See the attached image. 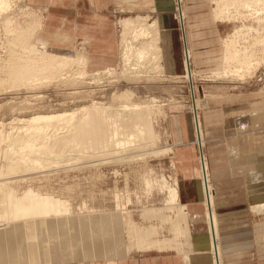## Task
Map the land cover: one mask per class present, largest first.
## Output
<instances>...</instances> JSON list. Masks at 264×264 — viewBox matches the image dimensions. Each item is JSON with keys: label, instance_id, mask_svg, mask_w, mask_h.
<instances>
[{"label": "rangeland", "instance_id": "rangeland-1", "mask_svg": "<svg viewBox=\"0 0 264 264\" xmlns=\"http://www.w3.org/2000/svg\"><path fill=\"white\" fill-rule=\"evenodd\" d=\"M48 1L8 0L9 9H0V150L2 151L0 172L5 170L8 164L14 165L19 156L24 157L26 164L38 163L37 168L30 170L24 168L13 174L14 176L6 177L0 173V180L10 181L6 183L19 198L32 191L65 201L67 209H63L62 213L69 212V215L76 219L75 226H78L79 218H88L86 217L88 215L97 214L99 217H107L121 212L126 223L123 236L126 244H129L131 240L127 232L128 222L146 229L156 227L158 238L150 235L148 236L150 239H173L175 234H173L174 225L172 224L178 215L175 208L186 205L190 210H196L195 206H199L203 199L201 192L200 195L193 197L182 192L189 186L195 187L200 184L201 179L198 143L195 141L190 110L192 106L191 88L193 90L194 86L196 89V99L200 105L199 115H201L204 132L203 148L209 162L211 182L216 190L218 184L214 180L215 171L220 170L224 162L225 155L224 152L221 155V152L225 149L226 138L235 137L234 135L238 133L248 139V131L238 130L241 125H239V119L244 125L246 119L242 118L248 116L247 113L251 112L255 105L264 108V46H261V44L264 45V24L257 29L259 31L256 33L252 32L249 35L242 30V34L239 32L240 35L235 34V36V31L243 29L244 25L254 24L258 27V24L254 23L250 17L248 19L237 18L238 15H235V18L228 17L221 21V17H216V12L222 0H184L183 5L187 10L185 21L196 58L193 63L195 70L193 84L183 77L184 69L182 72L167 70L164 55L163 72L153 69V65L150 64L145 65L146 67L137 73H124L125 66L122 57L124 21L137 20L141 17L145 18L147 24H150L155 20L158 21L159 11L165 9L159 10L155 7L104 8L100 9V39L89 41L76 38L71 41L59 39L48 41L53 47L59 48L62 55H67L64 56L66 58H73L78 53L83 54L84 52L87 74L81 75V65L74 63L72 66L60 69L54 76L45 74L34 76L29 81L14 82L10 72L13 60L16 58L29 60L33 68L39 69L38 63H45L47 59L42 55L44 46L38 42V38L49 40L50 36L55 34L56 27L66 18L64 9H52L47 6ZM243 1L228 0L230 11L236 12L235 14L243 12L244 9L240 5ZM235 5H240V7L236 8ZM174 7V9L165 10V14L169 16L168 26L171 29L168 46H170V51H173L172 53L181 58L183 56L181 26L175 17L176 4ZM49 28H52V31ZM162 32L163 30L160 31L161 38ZM245 33L248 35L245 36ZM233 35L235 38L231 37ZM230 40L234 42L231 44L234 46L237 44V48L241 51L244 49L247 51L251 47L250 52H245L248 54L246 57L243 51L242 55L240 54L243 57L240 62L253 60L251 73H247V69L235 61L231 65L223 61L224 52L229 46L225 41L229 43ZM91 42L92 51L96 53L93 55H90ZM24 46L28 48L24 49ZM159 46L163 51V40L159 42ZM247 46L250 47L247 48ZM238 68H243L240 75L224 72L227 69L239 70ZM108 70L111 72L105 74ZM100 72L102 73L100 78L95 77V81L93 76ZM217 72L224 75L214 76L213 73ZM153 97L158 100L157 106L151 112L155 136L158 138L155 146L143 143L123 149L124 151L121 149L106 150L101 146H93L92 149L85 151L81 145L72 144L66 147L55 145L56 140L71 137L73 131L71 126L77 123V119L70 123L54 121L48 126L42 125L37 128L27 127L25 123L26 119L38 114L63 113L67 115L69 113L70 115L72 112H78L86 107L91 108L96 104L111 106L112 114H116L117 111L120 112L119 108H122L124 103H149ZM236 111L240 114H235ZM262 112L264 113V110ZM80 113L83 112L75 116H81ZM242 113L246 115L243 116ZM177 117L183 118L181 124L186 129L184 143H179L175 135L176 125L180 123L175 122ZM32 137L37 138L38 143L23 141ZM241 138L239 141H243ZM217 148H219L218 152H216ZM262 153L264 154V151ZM225 154L229 160V155ZM217 161L222 163L219 164ZM181 175L184 177L183 184ZM194 180L195 183L192 182ZM241 180H236V183L241 185ZM171 187L179 191V205L176 207L171 202L170 189H173ZM221 191L222 194L218 193L217 196L216 190V210L218 212L230 211V205L224 207L228 202L223 199V191L226 190L221 189ZM246 194L239 188L235 194H232L235 200L231 204L235 206L229 213L234 216V224H247L248 249L240 257L229 256L227 260L240 264L241 257L244 256L249 264H260L264 262V252H260V248L264 249V213L253 211L246 201ZM150 210L155 211L153 216H148L147 213ZM199 210L205 214L203 206ZM4 213L3 210L0 212L2 215L0 218L4 217ZM219 214L221 218V215L225 213ZM243 214H246V217H242ZM190 221L189 226L193 234L207 229L205 219L201 218L195 223ZM115 224L106 225V229L112 231ZM4 228L5 225L0 222V230ZM109 235L114 236L111 232L106 234V236ZM180 240L184 242L183 238ZM72 241L71 249L63 254L60 262L64 264H107L106 259L73 260L77 258L75 251L79 249L82 241L79 233L78 236L73 235ZM193 249L195 250V246ZM177 251L166 249L160 252L155 248L151 250L133 249L127 258L136 261H143L145 258L155 261L161 255L166 254L179 255L184 258L183 252L178 251V253ZM113 260L115 261L112 264L118 261Z\"/></svg>", "mask_w": 264, "mask_h": 264}, {"label": "bare ground", "instance_id": "bare-ground-1", "mask_svg": "<svg viewBox=\"0 0 264 264\" xmlns=\"http://www.w3.org/2000/svg\"><path fill=\"white\" fill-rule=\"evenodd\" d=\"M183 1L184 0H174V4H176L175 17L178 19L181 26L184 63L183 77L194 84L195 70L193 68V63L196 58L195 52L192 49L191 36L185 21L187 18V10L183 5ZM234 3L237 5V1ZM0 4V9H9L8 0H0ZM228 4V0H225V2L222 0L218 5L219 9L218 12H216V17H221V21H224L223 19H228V17L235 18V15H238L237 18L248 19L250 17L252 21L254 20V23L258 24V27L256 25L255 27L254 24L250 26L244 25L243 29L235 31L234 35L239 34L242 30H245L249 35L252 34V32L256 33L259 31L257 29L264 24V0H244L240 2L244 10L237 14H235L236 12L233 13L230 11L231 7ZM236 5V8L240 7V5ZM161 28L159 20H155L150 24H147L145 18L141 17L137 20L131 19L124 21V49L122 50V57L125 66V74L137 73L150 64L153 65V69H157L159 72L164 71V52L159 46V42L163 40L160 33ZM246 33L245 36L248 35ZM129 34L132 35L129 36ZM240 34H242V32ZM234 35L231 37L235 38ZM23 36L21 37L23 38ZM233 38L231 39L235 41ZM232 40H230L229 43L225 41L229 46L224 52L223 61L228 65L229 63L231 65V63L235 61L240 64L241 67L246 68L247 73H249L252 65H254L252 62L253 60L248 59V62H240L243 59L240 54L242 51L243 53L250 52L251 50L249 49H251V47L247 46V48L250 47L247 51H244L245 49L241 51L237 48V44H235L236 46L233 45L234 42ZM38 42L44 46V54L42 55H44L47 60L45 63H38L40 68L35 69L29 60L16 58L13 60L10 67L14 82L29 81L34 76L38 77L45 74L54 76L58 74L60 69L72 66L74 63L81 65V75L87 74L85 69L87 63L85 62L86 56L84 52L83 54L78 53L79 55H76L77 58L74 56L75 59L74 57L66 58L64 56L67 55H62L60 53L61 51L52 47L47 40L38 38ZM261 46L264 45L261 44ZM25 48H28V46H24V49ZM246 54L247 53H245V57ZM243 68H238L239 70L233 69V71H230L232 69H227L224 72L225 74L240 75ZM110 72L111 70H108L105 74H109ZM101 74V72L97 75L95 74L93 76L94 79L95 77L100 78ZM213 75L217 76L224 74L217 72L213 73ZM241 78L244 79V77ZM190 94L192 98V106L190 109L192 113V126L194 129L195 141L198 143L197 148L201 171V176H199L201 179L199 180L200 184L190 188L188 193L189 196H195L197 194L200 195L201 192L203 199L199 206H195L196 210H190L186 205H180V208L176 207L179 205V191L171 187L173 188L170 189L171 202L178 211L176 220H174L172 224L174 225V227H172L173 234H175L173 239L167 240L164 238V240H159L157 239L158 234L156 227L153 228L152 226L146 229L143 228V226L139 227L136 224L128 222L127 232L131 240L130 243L128 242L129 244H126L123 239L126 223L124 222L121 212L117 214L114 213L113 216L107 217H99L97 214L88 215L86 216L88 218H79L78 226H75L77 224L75 222L76 219L69 215V212L62 213V210L67 207L65 201L54 199L52 198L53 196H43L39 193H33L32 191L26 196H20L22 198H19L6 183L8 180L6 182L0 180V203L2 204L0 208L5 212L3 215L4 217L0 218V222L5 225V228L0 230V264H64L60 262V260L63 258V254L68 253L71 249L73 235L78 236V233L82 241L79 244V249L75 251V255L77 256V258L73 259L75 261L79 259V261L106 259L108 260V262H106L107 264H109V262L112 264V262L115 261L113 259H126L133 249L151 250L155 248L158 249V251L160 250V252L163 250L166 251V249H175L179 252H183L184 261L188 264H225L224 253L226 251L223 248V234L220 230L221 219L215 206L216 190L211 182L209 162L203 148V125L200 117L201 115H199L200 105L196 99V89L194 86L193 90L191 88ZM157 102V98L153 97L150 99L149 103H124L122 108H119L120 112L117 111V113L115 112L116 114H112L113 111L111 112V110L113 109H111V106H98L96 104L91 108L82 107L83 109L78 112H70V115H68L69 113L67 115L63 113L38 114L30 119H26L25 123L27 127L32 126L37 128L42 125L48 126L54 121H65L70 123L72 120L74 121V119H77V123L71 126L73 129L71 137L69 139H58L55 141V145L66 147L76 144L81 145L85 151L92 149L93 146H101L102 149L105 148L106 150L121 149L124 151L123 149H129L131 146L134 147L143 143L149 146H153L157 143L156 141H158V138L155 136L153 116H151L152 109L157 106ZM262 107L255 105L251 112L247 113L248 116L263 111L264 108ZM79 112H83L82 114L80 113L81 116H75ZM237 113H239V111H236L235 114ZM85 115L87 116L85 117ZM244 115L246 114H243V116ZM248 116L242 119H246ZM23 141L32 144L38 143V139L35 137ZM111 146L113 147L111 148ZM231 150L233 155H231L230 158L233 161V159H236L238 151ZM0 155H2L1 150ZM245 157L252 158V156ZM16 159L17 162L14 165L8 164L5 170L0 172L1 175L8 177V175L18 173L24 168L30 170L38 167L37 162H34V164L24 163V157L22 156ZM242 163H244V161ZM257 173L259 172H252L249 177H244L243 185L247 191V196H250L251 200L255 198L252 201L248 200L250 207L256 213H264V174ZM201 206L204 207L205 214L203 211L199 210ZM1 209L0 212L2 211ZM154 212V210H150L147 214L148 216H153ZM201 218L205 219L207 229L193 234L189 226L190 220L195 223L201 220ZM110 223H116L112 231L106 229V225ZM110 232L114 234V236H106V234ZM150 235H155L157 238L150 239ZM181 238H183L184 242H181ZM193 246H195V250ZM260 250L262 249L260 248ZM68 261L72 263V261Z\"/></svg>", "mask_w": 264, "mask_h": 264}, {"label": "crops", "instance_id": "crops-1", "mask_svg": "<svg viewBox=\"0 0 264 264\" xmlns=\"http://www.w3.org/2000/svg\"><path fill=\"white\" fill-rule=\"evenodd\" d=\"M173 1L174 0H49L47 6L52 9H64V17L66 18H64L62 23L60 22L59 26L56 27L55 34L51 35L49 40L47 41H50L52 39L71 41L76 38L95 41L100 39V9H114L115 7H130L133 9L155 7L159 10L165 9L167 11V9L175 8L174 4H172ZM165 10L159 11L158 13V20L160 23V27H162L161 30L164 29V31L162 32V38H164V60L166 58V66L168 68L167 70L182 72L184 69L183 56H181V58L178 57L177 55L172 53L173 51H170V46H168L170 45L169 33L171 29L168 26L169 16L168 14H165ZM77 17H79V19ZM51 29L52 28H49L50 31H52ZM91 45L92 42L90 44V55L96 54L94 53V51H92ZM57 49L59 50V48ZM181 119L183 120L182 117H177L175 119V122H180L178 124L176 123L177 125L175 128V135L176 138H178V140L180 141L179 143H184V134L186 129L183 124H181ZM240 121L241 120L239 119V125H242V121ZM241 125L238 127V130L241 129L243 131H248L249 137L248 139H245L244 136L237 133L234 135L235 137L232 136L226 138L224 145L225 149H222L221 152V155L223 152L225 155V158L223 159L224 162L222 163L221 161H217L219 164L222 163V165L220 166V170L215 171L216 177L214 179L218 184V187H216L217 196L218 193L219 195L222 194V191L220 192L221 189L226 190L223 191V199L227 200L228 202L224 205V207H229L230 205L231 208L230 211H217L219 216V213H225L222 214L220 218L225 223V227H223L224 223L221 220L220 226L221 232L223 234V248L226 251L224 253L225 264H235L236 262L227 260L228 257H240V255H243L245 252H247L248 249V228L246 227L247 224H234V216L232 213H229L235 206L231 204V202L235 200L234 198H232V194H235V192L238 191V188L239 190L244 191L245 194L247 193L243 185L244 177H249L252 172H261L264 174V154L262 153L264 149V113L260 111L259 113H254L252 116L246 117L244 125ZM240 138L243 139V141H239ZM218 149L219 148L216 149V152H218ZM231 149H233L234 151H238V155L236 159H233V161L230 158V156L233 155ZM225 153L229 155V160L226 158ZM239 154H241V156ZM245 156H252V158L250 159ZM240 160L242 162L244 161V163H242ZM238 179H242L241 185L236 183V180ZM181 180L182 183H184L183 175H181ZM186 180L187 179H185V181ZM192 182L195 183V180ZM190 188L193 187L189 186L182 192L189 196L188 190ZM228 192L230 194H227ZM245 198L247 199V202L248 200H251V197H248L247 194ZM227 212L228 214H226ZM242 217H246V214H243ZM237 236L240 237L237 238ZM263 250L264 249L260 250V252H264ZM182 258L183 257H180L179 255L174 256L166 254L161 255L160 258L155 261L147 260L146 258L143 261H136L126 258L123 260H118L117 263L136 264L137 262L139 264L141 262V264H187L184 261V258ZM241 260L242 261L240 262V264H249V261L244 256L241 257ZM260 264H264V262Z\"/></svg>", "mask_w": 264, "mask_h": 264}]
</instances>
